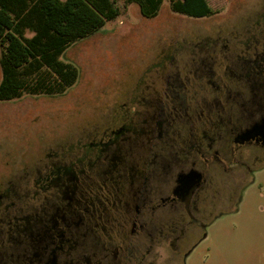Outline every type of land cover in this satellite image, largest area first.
I'll use <instances>...</instances> for the list:
<instances>
[{"label":"flooded vegetation","instance_id":"flooded-vegetation-1","mask_svg":"<svg viewBox=\"0 0 264 264\" xmlns=\"http://www.w3.org/2000/svg\"><path fill=\"white\" fill-rule=\"evenodd\" d=\"M261 30L255 47L232 37L222 51L219 39L193 50L168 91L143 92L140 115L130 104L46 163L9 177L0 167V264H157L161 242L164 264H186L209 210L264 160Z\"/></svg>","mask_w":264,"mask_h":264},{"label":"rangeland","instance_id":"rangeland-1","mask_svg":"<svg viewBox=\"0 0 264 264\" xmlns=\"http://www.w3.org/2000/svg\"><path fill=\"white\" fill-rule=\"evenodd\" d=\"M208 3L216 13L203 18L173 12L169 0H163L151 19L144 18L137 5H129L62 56L80 71L64 95L0 102V167H7V177L27 168L22 166L48 162V155L68 146V140L96 137L102 126L129 116L130 104L137 110L132 116L143 113V92L168 91L173 82L168 76L190 61L193 50L195 57L219 39L222 51L232 37L244 47H255L253 37L264 29V0ZM251 168V177L237 192H225L228 199L217 202L202 220L206 237L186 264H264V160Z\"/></svg>","mask_w":264,"mask_h":264},{"label":"trees","instance_id":"trees-1","mask_svg":"<svg viewBox=\"0 0 264 264\" xmlns=\"http://www.w3.org/2000/svg\"><path fill=\"white\" fill-rule=\"evenodd\" d=\"M0 0V102L64 95L79 68L62 60L76 42L99 32L135 4L147 19L163 0ZM173 12L193 18L216 13L208 0H169Z\"/></svg>","mask_w":264,"mask_h":264},{"label":"water","instance_id":"water-1","mask_svg":"<svg viewBox=\"0 0 264 264\" xmlns=\"http://www.w3.org/2000/svg\"><path fill=\"white\" fill-rule=\"evenodd\" d=\"M261 126L256 125L254 126L251 130H249L244 137H242V140H249L250 138H253L254 135L256 134V131L260 128ZM200 181V175L199 174H194V179L191 181V183L187 184L186 186H183L185 193L187 194L190 190V188L194 185H197Z\"/></svg>","mask_w":264,"mask_h":264},{"label":"clouds","instance_id":"clouds-1","mask_svg":"<svg viewBox=\"0 0 264 264\" xmlns=\"http://www.w3.org/2000/svg\"><path fill=\"white\" fill-rule=\"evenodd\" d=\"M154 252L158 254L157 264H164L167 259V244L161 242L154 247Z\"/></svg>","mask_w":264,"mask_h":264}]
</instances>
